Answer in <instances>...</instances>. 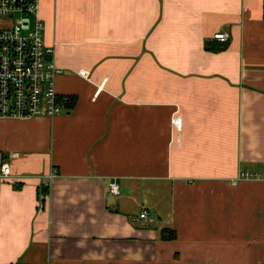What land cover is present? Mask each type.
Segmentation results:
<instances>
[{"label": "crops", "instance_id": "crops-1", "mask_svg": "<svg viewBox=\"0 0 264 264\" xmlns=\"http://www.w3.org/2000/svg\"><path fill=\"white\" fill-rule=\"evenodd\" d=\"M39 14L68 105L0 121V264H264V0Z\"/></svg>", "mask_w": 264, "mask_h": 264}, {"label": "built area", "instance_id": "built-area-1", "mask_svg": "<svg viewBox=\"0 0 264 264\" xmlns=\"http://www.w3.org/2000/svg\"><path fill=\"white\" fill-rule=\"evenodd\" d=\"M40 0H0V121L32 118H55L68 105V99L57 92V77L62 69L47 57L54 48L45 42V29L40 18ZM214 39L226 43L229 36L217 33ZM80 76L90 80L86 71ZM183 119H174L175 128L182 129ZM11 176V166L0 152V183ZM244 174L239 180L250 178ZM110 192L119 196L120 184L115 181ZM139 218L149 223L153 219L146 210Z\"/></svg>", "mask_w": 264, "mask_h": 264}, {"label": "trees", "instance_id": "trees-1", "mask_svg": "<svg viewBox=\"0 0 264 264\" xmlns=\"http://www.w3.org/2000/svg\"><path fill=\"white\" fill-rule=\"evenodd\" d=\"M161 237L163 241H174L177 238L176 233L169 230H163Z\"/></svg>", "mask_w": 264, "mask_h": 264}, {"label": "water", "instance_id": "water-1", "mask_svg": "<svg viewBox=\"0 0 264 264\" xmlns=\"http://www.w3.org/2000/svg\"><path fill=\"white\" fill-rule=\"evenodd\" d=\"M47 59H48V60H53V56L50 55V56L47 57Z\"/></svg>", "mask_w": 264, "mask_h": 264}, {"label": "rangeland", "instance_id": "rangeland-1", "mask_svg": "<svg viewBox=\"0 0 264 264\" xmlns=\"http://www.w3.org/2000/svg\"><path fill=\"white\" fill-rule=\"evenodd\" d=\"M60 76V75H59Z\"/></svg>", "mask_w": 264, "mask_h": 264}]
</instances>
